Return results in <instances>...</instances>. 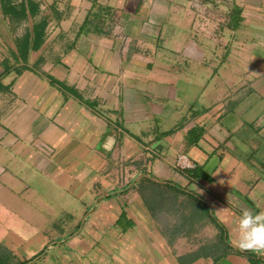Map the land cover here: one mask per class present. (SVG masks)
I'll use <instances>...</instances> for the list:
<instances>
[{
	"label": "crops",
	"instance_id": "1",
	"mask_svg": "<svg viewBox=\"0 0 264 264\" xmlns=\"http://www.w3.org/2000/svg\"><path fill=\"white\" fill-rule=\"evenodd\" d=\"M19 1L0 0V264H264L235 246L264 211V0H21L35 19L14 20Z\"/></svg>",
	"mask_w": 264,
	"mask_h": 264
},
{
	"label": "clouds",
	"instance_id": "2",
	"mask_svg": "<svg viewBox=\"0 0 264 264\" xmlns=\"http://www.w3.org/2000/svg\"><path fill=\"white\" fill-rule=\"evenodd\" d=\"M112 142V137H108L102 147L107 149ZM235 246L242 252L264 255V211L255 214L252 209L243 211L238 221Z\"/></svg>",
	"mask_w": 264,
	"mask_h": 264
},
{
	"label": "rangeland",
	"instance_id": "3",
	"mask_svg": "<svg viewBox=\"0 0 264 264\" xmlns=\"http://www.w3.org/2000/svg\"><path fill=\"white\" fill-rule=\"evenodd\" d=\"M173 30H174V37L173 38H175L179 43H181V42H183V37L182 36H184L182 33V31H184V29H182V31H181V28L180 27H173ZM182 35V36H181ZM176 42V41H175ZM211 56H209L208 58H210ZM181 57H179V59H180ZM180 61H181V63H182V65L185 63H183L182 62V58L180 59ZM213 63L214 62H212V61H210V62H208V64H209V66L211 67V66H213ZM214 65H215V63H214ZM200 69V68H199ZM195 77H197V76H195ZM202 79H204V78H200L199 76H198V78H197V81L200 83V82H202V83H204V81H202ZM207 81V80H206ZM207 85V84H206ZM199 87V86H198ZM209 87L210 86H206V87H204V90H209ZM199 88H201V87H199ZM210 91V90H209ZM205 93H207V91L205 92ZM194 95L193 94H191V97H193ZM208 97V96H207ZM150 131H153V129H154V127H155V125L156 124H154L153 122H151L150 123ZM213 164H214V162H212ZM257 163L259 164V162L257 161ZM253 164H256V162L253 160ZM208 166H209V164H208ZM208 166H206V168H205V171L204 172H206L207 171V173L209 172V173H211V170H209V167ZM258 168H261V166L259 165V166H257ZM261 170H263V168L261 169ZM139 181V180H138ZM142 181V180H141ZM139 183H141V182H139ZM141 186H143V185H141ZM153 187H155V189H153V190H151L150 189V187L149 186H146L145 188H147V189H150V191L152 192V193H154V195H155V199H157L158 201H157V203L155 202V204H156V206L154 207L155 209H156V212L160 215V209H159V205H160V202H161V200L162 199H166V200H168V202H169V204H173V203H175V205L177 206V212H176V216L178 217V219H181L183 222H189V220L188 219H192L193 217H190V216H192L193 215V213H190V216H189V212H187V214H185V210L184 211H182L181 212V207L182 208H184L185 206H186V202H187V200H190V198H189V194L188 195H178L179 193H178V191H176V188H172V187H170V188H165V186L164 187H162V186H158V187H156V186H153ZM142 189H144V187H141ZM191 196V195H190ZM184 198H186V199H184ZM159 202V203H158ZM191 202V201H190ZM158 204V205H157ZM194 205H198V203L197 202H194ZM190 208V207H189ZM191 209L192 210H195V209H198V211H199V213H201L202 211H204V209H205V205L203 204V203H200L199 202V205L198 206H194V207H191ZM189 211V210H188ZM187 216L189 217V218H187ZM62 218L64 219L65 218V216H62ZM186 218H187V220H186ZM183 225V224H182ZM180 228H181V225H180Z\"/></svg>",
	"mask_w": 264,
	"mask_h": 264
},
{
	"label": "trees",
	"instance_id": "4",
	"mask_svg": "<svg viewBox=\"0 0 264 264\" xmlns=\"http://www.w3.org/2000/svg\"><path fill=\"white\" fill-rule=\"evenodd\" d=\"M35 5L34 3H32L31 1H28L27 3L22 2L21 0L16 3L14 6H12V10H13V18L14 20H22L25 19L26 17V13L28 16H30V19L32 18V20L35 19V9H34ZM46 24V20L45 17L41 18L39 20V22L37 24H34L32 26L33 28V33L35 34V32L38 29V33L39 35H41V37L43 36V32H44V26ZM39 26V28H38ZM35 37V35H33V38ZM201 129H190L188 130V132L186 133V138L188 137V144H196L197 141L199 140V138L201 137ZM176 169H179L180 171H184L187 172L188 175H190L192 178H197V177H203L204 173L203 170H200L202 168H199L198 165H196V163L194 162V166L191 168H178V167H174ZM207 174V173H206ZM209 175V174H208ZM206 176H204L205 178ZM208 178V177H206ZM205 178V179H206ZM142 181H144L143 178H141ZM148 179H145V181H147Z\"/></svg>",
	"mask_w": 264,
	"mask_h": 264
},
{
	"label": "built area",
	"instance_id": "5",
	"mask_svg": "<svg viewBox=\"0 0 264 264\" xmlns=\"http://www.w3.org/2000/svg\"><path fill=\"white\" fill-rule=\"evenodd\" d=\"M194 166V161L188 158L186 155L179 153L174 158V167L178 168H191Z\"/></svg>",
	"mask_w": 264,
	"mask_h": 264
}]
</instances>
